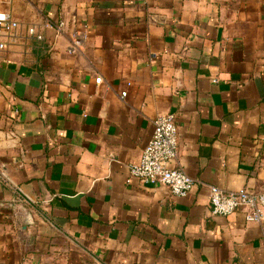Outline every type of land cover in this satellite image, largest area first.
Here are the masks:
<instances>
[{
    "label": "crops",
    "instance_id": "1",
    "mask_svg": "<svg viewBox=\"0 0 264 264\" xmlns=\"http://www.w3.org/2000/svg\"><path fill=\"white\" fill-rule=\"evenodd\" d=\"M2 1L0 264H264V221L208 202L264 192V0ZM165 113L182 197L126 182Z\"/></svg>",
    "mask_w": 264,
    "mask_h": 264
},
{
    "label": "built area",
    "instance_id": "2",
    "mask_svg": "<svg viewBox=\"0 0 264 264\" xmlns=\"http://www.w3.org/2000/svg\"><path fill=\"white\" fill-rule=\"evenodd\" d=\"M0 0V4H2ZM45 23L59 31L63 21L56 24L46 19ZM19 22L9 11L0 8V50L6 48V40L15 35ZM26 33L37 40L43 41V35L34 26L26 27ZM84 35L75 32L71 37L68 51L76 53L83 46ZM51 45V44H50ZM100 78L96 81L99 82ZM126 92H121L125 96ZM153 131L145 144L137 162L128 165L126 182L138 179L143 183L161 184L167 187L170 194L185 196L193 187L192 179L180 166H173L178 156V136L175 116L172 113L157 115L153 121ZM208 202L214 215H230L236 210H242L248 221H264V192H253L248 188L234 191L224 190L216 185H208Z\"/></svg>",
    "mask_w": 264,
    "mask_h": 264
}]
</instances>
